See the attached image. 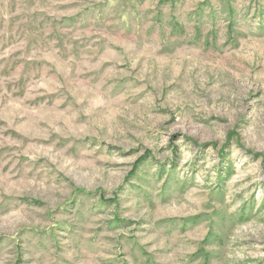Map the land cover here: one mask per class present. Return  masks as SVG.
Returning a JSON list of instances; mask_svg holds the SVG:
<instances>
[{
    "label": "rangeland",
    "instance_id": "374dc122",
    "mask_svg": "<svg viewBox=\"0 0 264 264\" xmlns=\"http://www.w3.org/2000/svg\"><path fill=\"white\" fill-rule=\"evenodd\" d=\"M0 264H264V0H0Z\"/></svg>",
    "mask_w": 264,
    "mask_h": 264
}]
</instances>
